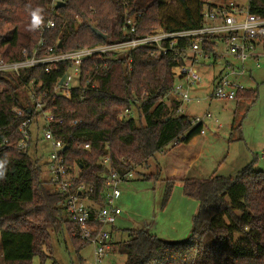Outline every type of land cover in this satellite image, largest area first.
I'll return each mask as SVG.
<instances>
[{
  "label": "trees",
  "instance_id": "obj_1",
  "mask_svg": "<svg viewBox=\"0 0 264 264\" xmlns=\"http://www.w3.org/2000/svg\"><path fill=\"white\" fill-rule=\"evenodd\" d=\"M52 1L0 0V59L19 61L37 47L38 33L31 27V13L37 9L41 23L54 21L44 45L61 41L64 50H71L129 38L125 22L130 17L135 20V37L158 26L169 31L199 27L203 4L211 0H196L195 10L188 7V0H175L184 12L181 19L165 15L168 0H63L58 7ZM248 9L264 17V0H248ZM93 27L106 39L97 37ZM206 47L212 49L214 43L206 41ZM183 64L173 51L156 58L147 47L117 59L94 57L82 65L79 86L52 104L64 114L63 124L52 127L53 135L66 145L65 162L80 167L74 184L87 185L95 204L104 203L105 168L97 160L106 151L112 168L127 172L146 163L179 134L184 132L180 144L200 134L201 126H192L189 115L175 113L178 102L160 99L174 85L173 68ZM65 70L45 72L37 66L19 76L0 73V264H30L36 254L45 258L51 231L54 235L65 231L76 253L88 245L67 219L64 197L44 185L38 163L16 146L18 126L27 117V84L40 80L37 90L51 92ZM94 81L97 86L91 87ZM142 92L148 97L134 111L143 123L132 116L120 117L131 106L133 94ZM256 97L254 89L236 91L239 100ZM14 108L22 109V115L16 116ZM71 119L79 122L70 125ZM85 143L88 149L83 148ZM255 162L254 158L233 177L213 171L183 180L184 194L198 201L187 240L169 242L146 228H128L127 236L114 242L113 251L124 256L120 264H264V169H256ZM166 181L165 195L174 180Z\"/></svg>",
  "mask_w": 264,
  "mask_h": 264
},
{
  "label": "built area",
  "instance_id": "obj_2",
  "mask_svg": "<svg viewBox=\"0 0 264 264\" xmlns=\"http://www.w3.org/2000/svg\"><path fill=\"white\" fill-rule=\"evenodd\" d=\"M52 4L57 1L53 0ZM201 26L193 29L166 30L158 26L150 30L146 35L135 37V20L127 18L125 32L129 38L117 42H104L92 46H84L71 50L58 47V41L53 46H45V34L54 27V21L48 20L36 26L38 33L37 47L30 55H25L19 61H3L0 59V73H14L19 76L27 68L40 66L45 72H60L65 67V72L57 79L51 92L48 90L38 91L42 85L39 80L29 82L27 88V117L18 126L20 139L16 146L20 150H27L30 141L29 127L36 116L42 117V137L49 142L51 152L47 162L49 174V186L58 191L63 197L62 207L67 219L78 228V236L93 247L95 264H100L111 248V232L122 210L118 204L120 198L119 184L128 181L132 177V170L118 172L111 166L110 153L106 151L99 157L98 163L105 168L104 173V203L95 204L90 199L91 189L85 184L75 186L74 181L79 176L80 167L65 162L62 152L66 145L61 139L55 138L52 127L63 124L64 114L57 111L55 103L57 97H69L70 91L79 86L81 67L92 58L102 57L117 59L118 56L131 52L138 47H147L150 55L159 58L165 52L173 51L176 56L182 58L183 65L173 68L174 85L160 97L161 100H174L178 102L176 114H185V106L191 102L199 103L204 100H234L236 91L244 89L236 77L246 67V62H251L259 67L261 54L258 51V41L264 38V17L251 13L248 9V0H223L218 2L208 1L203 4L201 10ZM206 41L213 42L212 49L206 47ZM183 43L180 45L179 43ZM179 44V45H178ZM177 45V47L175 46ZM43 52H40V48ZM206 58H211L214 63L221 65L220 72L213 77L211 89L203 96H193L192 89L201 82L202 73L197 66L204 64ZM131 60V59H129ZM239 65L236 66L235 62ZM63 77L61 84L60 79ZM76 84L73 85V81ZM90 81L87 79L85 84ZM91 87L97 86L94 81ZM145 92L139 95L133 94L130 99L131 106L125 108L120 117H130L135 106L140 105L147 99ZM16 116L22 115V109L14 108ZM73 111H69L72 113ZM212 115L207 111L202 114L191 116V125H200V134H205L206 122ZM77 119H71L70 125H76ZM217 124V120H215ZM218 125V124H217ZM184 135L179 134L170 144L176 146ZM84 149L89 144L83 145ZM107 149V146H106ZM88 202V203H85Z\"/></svg>",
  "mask_w": 264,
  "mask_h": 264
},
{
  "label": "rangeland",
  "instance_id": "obj_3",
  "mask_svg": "<svg viewBox=\"0 0 264 264\" xmlns=\"http://www.w3.org/2000/svg\"><path fill=\"white\" fill-rule=\"evenodd\" d=\"M188 3V7L195 10L196 0H188ZM165 15L181 19L184 17V12L177 1L168 0ZM235 63L236 66L239 65L238 62ZM244 65L248 67L252 66V63L246 62ZM197 68L203 75L202 83L213 79L220 72L221 65L214 63L211 58H206L204 64L198 65ZM251 71L252 73L243 69L240 75L230 76V79L236 77L244 88L257 90L255 100L213 99L202 100L199 104L192 102L193 105H190V111H196L198 114L208 111L212 115L206 126V136L197 137L196 144L191 146L194 151L201 152L199 163L202 162L203 167L202 170L198 168L199 176H209L214 170L217 175L233 177L254 158L255 168L264 169V57H260L259 67L252 66ZM75 84L76 80L73 81V85ZM209 85L211 86V82ZM130 116L143 123V119L136 111ZM215 120L220 126L214 134L209 130L212 126H217ZM42 122V117L39 115L30 124V141L26 152L38 163L40 177L45 182L44 185L50 188L47 162L51 147L42 137ZM181 148L168 143L163 151L154 153L146 163L135 166L132 177L119 184L118 204L122 213L115 224L120 230L119 233L118 230L114 232L115 242L127 236L125 230L128 228H146L150 233L169 242L187 240L191 231V217L198 209V201L184 194L183 183L174 182L169 194L165 195L167 166L172 160L179 161L177 151ZM50 233V251L47 250L46 253L44 248L46 257L41 259L40 255L36 254L30 264H95L91 245H85L76 253L65 231L59 232L58 235H54L55 232L52 231ZM115 246L116 244L114 248ZM111 252L100 264H120L124 261L123 255L115 250L114 254Z\"/></svg>",
  "mask_w": 264,
  "mask_h": 264
},
{
  "label": "crops",
  "instance_id": "obj_4",
  "mask_svg": "<svg viewBox=\"0 0 264 264\" xmlns=\"http://www.w3.org/2000/svg\"><path fill=\"white\" fill-rule=\"evenodd\" d=\"M258 51L261 54V57H264V53H262V52H264V38H261L258 41ZM252 66L255 67L254 64H252ZM252 66H249L248 72H250V73H252V71H251ZM255 68H258V67H255ZM210 82H211V86H212L213 79H209L208 82H202V83L200 82L199 84H197L196 87H194L192 89V92H191L192 95L203 97L211 89V86L209 85ZM202 100H204V99H202ZM199 103H194V104H199ZM190 105H193L192 102L185 106V111H186L185 113L188 114L190 117L197 115L198 113H196V111H190L189 110ZM207 124H208V122H206V125H205V134H206ZM219 126H220L219 124L216 127L212 126L209 131L215 134L217 132V128ZM230 127L232 128V126H229V128ZM207 129H208V127H207ZM205 134L202 137L206 136ZM199 136H201V134L193 137L186 144L181 143V144L176 145V147H179V146L182 147L181 150L177 151V158L179 161L175 162V160H172L171 164H169L167 166V172L168 173L166 174V178H170V179L174 180L175 183H183V180H185L186 178H203L202 176H199V173H198V168L202 170V167H203L202 162L199 163L201 160V157H200L201 152L200 151L196 152L193 150V147L191 148V146H194L196 144V139ZM187 147H188V149H187ZM164 149H165V147H164ZM164 149H162L160 151H163ZM144 222H146V221H144ZM117 230L119 233L120 230L117 227L113 226L112 232H111V248L108 251L107 255L110 254L111 251L113 252L112 247H114V242H115L113 240V235H114L115 231L117 232ZM124 238L122 237L121 240H123ZM114 253L115 252H113V254ZM81 261H82V259H80V262Z\"/></svg>",
  "mask_w": 264,
  "mask_h": 264
},
{
  "label": "clouds",
  "instance_id": "obj_5",
  "mask_svg": "<svg viewBox=\"0 0 264 264\" xmlns=\"http://www.w3.org/2000/svg\"><path fill=\"white\" fill-rule=\"evenodd\" d=\"M40 11H41L40 9H37L31 13V15H32L31 27L32 28H35L36 26H38L41 23V17L39 15ZM2 178H3V172L0 171V179H2Z\"/></svg>",
  "mask_w": 264,
  "mask_h": 264
},
{
  "label": "water",
  "instance_id": "obj_6",
  "mask_svg": "<svg viewBox=\"0 0 264 264\" xmlns=\"http://www.w3.org/2000/svg\"><path fill=\"white\" fill-rule=\"evenodd\" d=\"M63 4H64L63 1H57L55 5H56V7H58V6H61ZM92 30H93V32L95 33V35L97 37H99L101 39H106V35L103 34V33H101L98 29H96V28L93 27ZM57 46L59 48L62 47V42L61 41H58V45ZM62 80H63V77L60 79L59 84H61Z\"/></svg>",
  "mask_w": 264,
  "mask_h": 264
}]
</instances>
